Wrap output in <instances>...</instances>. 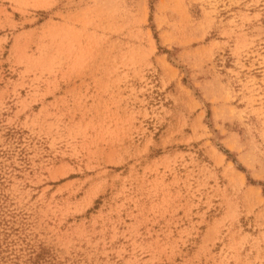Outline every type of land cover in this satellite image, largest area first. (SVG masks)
Masks as SVG:
<instances>
[{
  "label": "rangeland",
  "instance_id": "obj_1",
  "mask_svg": "<svg viewBox=\"0 0 264 264\" xmlns=\"http://www.w3.org/2000/svg\"><path fill=\"white\" fill-rule=\"evenodd\" d=\"M0 264H264V0H0Z\"/></svg>",
  "mask_w": 264,
  "mask_h": 264
}]
</instances>
